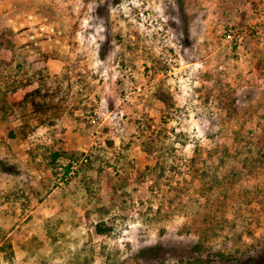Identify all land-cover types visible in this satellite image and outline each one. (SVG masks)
<instances>
[{
  "label": "rangeland",
  "instance_id": "obj_1",
  "mask_svg": "<svg viewBox=\"0 0 264 264\" xmlns=\"http://www.w3.org/2000/svg\"><path fill=\"white\" fill-rule=\"evenodd\" d=\"M263 248L264 0H0V264Z\"/></svg>",
  "mask_w": 264,
  "mask_h": 264
},
{
  "label": "trees",
  "instance_id": "obj_2",
  "mask_svg": "<svg viewBox=\"0 0 264 264\" xmlns=\"http://www.w3.org/2000/svg\"><path fill=\"white\" fill-rule=\"evenodd\" d=\"M50 79L51 90L45 88L47 87V82H43L33 90L26 92L23 95L21 100V104H29L31 111L38 115V121L41 123H50L46 120V117L49 116L51 118H58L59 115L63 112L65 99L62 96V86L57 80L56 76H47L46 80ZM18 86H14L11 89V92H15ZM46 90V91H45ZM44 91V92H41ZM58 156L57 152H52L51 157L54 160ZM70 168V164H67L65 170L68 171ZM97 231L103 232L101 225L97 226ZM232 264H264V248L258 251L255 255H250L244 258H237L232 262Z\"/></svg>",
  "mask_w": 264,
  "mask_h": 264
},
{
  "label": "built area",
  "instance_id": "obj_3",
  "mask_svg": "<svg viewBox=\"0 0 264 264\" xmlns=\"http://www.w3.org/2000/svg\"><path fill=\"white\" fill-rule=\"evenodd\" d=\"M235 38V36H233ZM241 39L239 38V40H237L238 42L240 41Z\"/></svg>",
  "mask_w": 264,
  "mask_h": 264
}]
</instances>
